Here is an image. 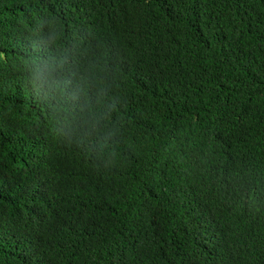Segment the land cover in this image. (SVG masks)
<instances>
[{
	"label": "trees",
	"instance_id": "16d2710c",
	"mask_svg": "<svg viewBox=\"0 0 264 264\" xmlns=\"http://www.w3.org/2000/svg\"><path fill=\"white\" fill-rule=\"evenodd\" d=\"M0 264H264V0H0Z\"/></svg>",
	"mask_w": 264,
	"mask_h": 264
}]
</instances>
